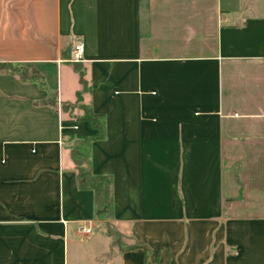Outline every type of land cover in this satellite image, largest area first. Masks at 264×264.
Listing matches in <instances>:
<instances>
[{
    "label": "crops",
    "instance_id": "crops-1",
    "mask_svg": "<svg viewBox=\"0 0 264 264\" xmlns=\"http://www.w3.org/2000/svg\"><path fill=\"white\" fill-rule=\"evenodd\" d=\"M0 62L46 85L0 74V264H264V0H0Z\"/></svg>",
    "mask_w": 264,
    "mask_h": 264
},
{
    "label": "trees",
    "instance_id": "trees-1",
    "mask_svg": "<svg viewBox=\"0 0 264 264\" xmlns=\"http://www.w3.org/2000/svg\"><path fill=\"white\" fill-rule=\"evenodd\" d=\"M73 64L75 71L80 77L83 90L78 92L76 104L63 106V110L73 113L79 107L83 111L82 115L78 118H75V116L73 118L88 121L96 130V133L89 135H70V139L74 140L72 157L78 171V188L94 192L96 216L107 220L113 216L112 179L109 176L92 174L87 166L90 163L92 142L106 138L105 117L104 115L95 114L90 106L84 104L83 91L87 89L85 69L79 62ZM0 74H12L18 76L22 82H37L40 87L46 88L43 76L38 71L29 69L22 64L0 62ZM48 104L57 105V99L54 95L50 97ZM136 247L138 246L134 245L132 248Z\"/></svg>",
    "mask_w": 264,
    "mask_h": 264
},
{
    "label": "built area",
    "instance_id": "built-area-1",
    "mask_svg": "<svg viewBox=\"0 0 264 264\" xmlns=\"http://www.w3.org/2000/svg\"><path fill=\"white\" fill-rule=\"evenodd\" d=\"M84 53H85V44L83 42H78L73 50V57L71 59V61H73L74 63H81L82 61H84ZM75 130L78 129L77 126L74 127ZM81 232L82 233H90L91 232V228L90 227H81Z\"/></svg>",
    "mask_w": 264,
    "mask_h": 264
},
{
    "label": "rangeland",
    "instance_id": "rangeland-1",
    "mask_svg": "<svg viewBox=\"0 0 264 264\" xmlns=\"http://www.w3.org/2000/svg\"><path fill=\"white\" fill-rule=\"evenodd\" d=\"M77 102V101H76ZM76 104V103H75ZM102 225V224H101ZM101 226H96L95 227V233H96V230H98V228H100ZM110 241V240H109ZM100 244H103V241L100 243ZM105 245H106V241H105V243H104ZM91 251H89V250H85V252H84V260H85V262H87L86 264H92V263H89L90 261H94L93 259H92V257H91V253H90ZM105 259V256H102L101 257V260H104Z\"/></svg>",
    "mask_w": 264,
    "mask_h": 264
}]
</instances>
